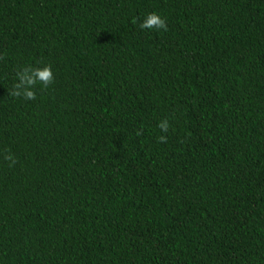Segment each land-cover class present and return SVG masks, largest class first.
Segmentation results:
<instances>
[{
	"label": "trees",
	"instance_id": "16d2710c",
	"mask_svg": "<svg viewBox=\"0 0 264 264\" xmlns=\"http://www.w3.org/2000/svg\"><path fill=\"white\" fill-rule=\"evenodd\" d=\"M0 56L57 71L0 82V264H264V0H0Z\"/></svg>",
	"mask_w": 264,
	"mask_h": 264
},
{
	"label": "clouds",
	"instance_id": "9594fccd",
	"mask_svg": "<svg viewBox=\"0 0 264 264\" xmlns=\"http://www.w3.org/2000/svg\"><path fill=\"white\" fill-rule=\"evenodd\" d=\"M132 24L138 27L141 32L162 33L168 31V22L165 17L157 12L145 13L143 18H135ZM7 57L0 56V62H6ZM57 71L54 64L44 58L34 61L20 60L15 64L14 72L11 76L0 77V82L6 81V90L8 100L3 103L12 101L18 104H33L37 103L42 96L51 91L56 85ZM160 135L158 141L166 143L168 133L172 129V123L168 119H162L157 125ZM138 132L137 135H141ZM0 157L7 163L9 167H14L17 164L15 153L6 149L0 152Z\"/></svg>",
	"mask_w": 264,
	"mask_h": 264
}]
</instances>
